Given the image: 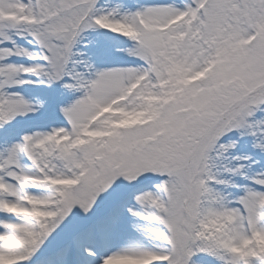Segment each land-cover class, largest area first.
<instances>
[{"label": "snow or ice", "instance_id": "1", "mask_svg": "<svg viewBox=\"0 0 264 264\" xmlns=\"http://www.w3.org/2000/svg\"><path fill=\"white\" fill-rule=\"evenodd\" d=\"M87 30L130 42L116 51L135 63L96 68ZM35 83L79 95L58 105L64 126L0 148V264H73L94 235L53 247L73 210L144 180L128 235L114 204L91 264H264V167L233 154L242 137L264 154V0H0V128L43 108L9 91Z\"/></svg>", "mask_w": 264, "mask_h": 264}, {"label": "rangeland", "instance_id": "2", "mask_svg": "<svg viewBox=\"0 0 264 264\" xmlns=\"http://www.w3.org/2000/svg\"><path fill=\"white\" fill-rule=\"evenodd\" d=\"M118 0H101V4L105 7L112 6ZM132 3L152 2V0H130ZM90 35L82 34V41L77 45V50L85 53L84 58L87 59L96 68H103L108 66H128L135 63L134 59L128 57L124 52H118L116 49H123L130 46V42L122 37L114 34L105 33L103 30H91ZM106 34V35H104ZM87 36V37H86ZM23 43L22 41H17ZM10 60L16 63H29L23 58L11 57ZM25 86V87H24ZM9 91H18L25 98L32 101H43L44 106L38 112L29 114L25 117H17L8 125L0 128V148L5 145H10L17 142L24 134H30L36 131H43L44 129L51 130L55 127L65 125V121L58 111V105H67L75 99L79 93L68 91L57 83L52 86H46L40 83L19 86L17 88L9 89ZM235 138V136H233ZM252 138L242 137L237 143L233 154L239 156H248L249 161H241L248 169V174L264 167V154H261L251 147ZM231 182L237 185H245L248 183L242 176L231 177ZM152 183L143 186L129 188L122 186L114 192L100 198V201L94 207L93 211L84 215L78 209H74L73 213L66 219L60 230L52 237L53 247L57 245L72 241L78 234L84 233L85 230L92 228L94 235L82 236L78 242H83L84 247H96L103 251L102 237L111 231V224L107 218L110 208L114 204L121 206V218L119 224V231L121 235H128V225L132 218L123 211V206L130 202V196L133 191L150 189ZM225 192H231L234 195L239 194L238 188L216 186ZM88 225L77 232L75 230ZM73 264H91V261L82 252V249L76 246L72 257Z\"/></svg>", "mask_w": 264, "mask_h": 264}, {"label": "bare ground", "instance_id": "3", "mask_svg": "<svg viewBox=\"0 0 264 264\" xmlns=\"http://www.w3.org/2000/svg\"><path fill=\"white\" fill-rule=\"evenodd\" d=\"M46 131H48V129H44L43 131H41V132H46ZM0 215H2V214H0ZM79 248H81V249H83V246H84V243L83 242H78V245H77Z\"/></svg>", "mask_w": 264, "mask_h": 264}]
</instances>
